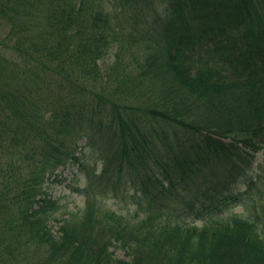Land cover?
Segmentation results:
<instances>
[{"label": "trees", "instance_id": "16d2710c", "mask_svg": "<svg viewBox=\"0 0 264 264\" xmlns=\"http://www.w3.org/2000/svg\"><path fill=\"white\" fill-rule=\"evenodd\" d=\"M0 30V264H264V215L211 222L264 152V0H0Z\"/></svg>", "mask_w": 264, "mask_h": 264}, {"label": "rangeland", "instance_id": "374dc122", "mask_svg": "<svg viewBox=\"0 0 264 264\" xmlns=\"http://www.w3.org/2000/svg\"><path fill=\"white\" fill-rule=\"evenodd\" d=\"M106 6L110 8V6ZM4 32L2 30L0 35H3ZM79 144L82 146L83 142ZM83 151L88 152L87 148H83ZM95 159L94 155L86 153L84 161L88 165V170L94 166ZM84 186V172L79 170L77 164L68 163L48 178L44 184V189L58 203L57 218L60 219L67 213H75L84 208L85 195L79 192ZM238 193L240 194L238 198L229 199L223 203L222 207L219 208L220 211H217L218 215L213 216L212 223H230L235 217L254 219L255 216L262 217L264 215V152H260L255 156L246 177L239 182L233 191V195H237ZM98 199L99 201L101 199L102 207L123 216L132 215L135 211H141L134 204L136 200L130 198L126 193H118L114 196L110 195L107 198L98 197ZM144 215L145 213H142L140 217ZM204 222L197 221L194 224L200 227L205 224ZM59 225L56 222L51 223L54 232L57 231ZM114 252L117 257H124L121 250L115 248Z\"/></svg>", "mask_w": 264, "mask_h": 264}]
</instances>
